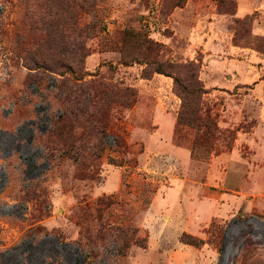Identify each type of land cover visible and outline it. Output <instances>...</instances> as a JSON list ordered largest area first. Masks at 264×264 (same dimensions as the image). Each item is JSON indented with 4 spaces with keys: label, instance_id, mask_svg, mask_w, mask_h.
<instances>
[{
    "label": "rangeland",
    "instance_id": "1",
    "mask_svg": "<svg viewBox=\"0 0 264 264\" xmlns=\"http://www.w3.org/2000/svg\"><path fill=\"white\" fill-rule=\"evenodd\" d=\"M0 15V264H264V0H0ZM190 72L222 131L193 155L172 78Z\"/></svg>",
    "mask_w": 264,
    "mask_h": 264
},
{
    "label": "trees",
    "instance_id": "2",
    "mask_svg": "<svg viewBox=\"0 0 264 264\" xmlns=\"http://www.w3.org/2000/svg\"><path fill=\"white\" fill-rule=\"evenodd\" d=\"M217 4L220 6L222 2L218 1ZM125 35L133 42L134 45H137L138 47L144 46L145 48H151L152 45L156 44L148 38H144L139 31L126 30ZM188 65H191V63H188ZM154 72L165 74V70L160 64L156 65ZM172 78L175 84V91L182 100L181 107L176 118V131L179 132L183 127H188L194 130V139L190 149L191 155H193V148L197 146V144L204 147L206 150H211L213 147L212 140L218 137L222 131L208 109H205L202 112L200 104L202 98L201 96L205 92L203 85H201L200 81L195 77L193 72L189 73L187 82L182 81V79L177 76H172ZM227 148L230 147L227 146ZM216 152L217 151H215V153ZM187 238L186 242L192 244H196L200 241L190 236Z\"/></svg>",
    "mask_w": 264,
    "mask_h": 264
},
{
    "label": "crops",
    "instance_id": "3",
    "mask_svg": "<svg viewBox=\"0 0 264 264\" xmlns=\"http://www.w3.org/2000/svg\"><path fill=\"white\" fill-rule=\"evenodd\" d=\"M220 88H224L223 86H220ZM158 139V144L160 145H170V156H172L173 158H180V160H182V163L189 164L190 163V157H189V152L187 149L181 148V147H177L171 144V140H172V133H170L167 137L162 136L160 133L157 136ZM181 164V162H180Z\"/></svg>",
    "mask_w": 264,
    "mask_h": 264
},
{
    "label": "built area",
    "instance_id": "4",
    "mask_svg": "<svg viewBox=\"0 0 264 264\" xmlns=\"http://www.w3.org/2000/svg\"><path fill=\"white\" fill-rule=\"evenodd\" d=\"M0 17H1V15H0ZM2 180H3L2 177H0V189H1V186H2V184H3V183H2Z\"/></svg>",
    "mask_w": 264,
    "mask_h": 264
}]
</instances>
